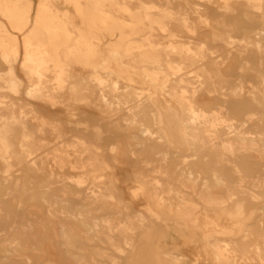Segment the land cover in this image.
I'll return each mask as SVG.
<instances>
[{
    "label": "bare ground",
    "instance_id": "bare-ground-1",
    "mask_svg": "<svg viewBox=\"0 0 264 264\" xmlns=\"http://www.w3.org/2000/svg\"><path fill=\"white\" fill-rule=\"evenodd\" d=\"M0 63V264H264V0H0Z\"/></svg>",
    "mask_w": 264,
    "mask_h": 264
},
{
    "label": "rangeland",
    "instance_id": "rangeland-1",
    "mask_svg": "<svg viewBox=\"0 0 264 264\" xmlns=\"http://www.w3.org/2000/svg\"><path fill=\"white\" fill-rule=\"evenodd\" d=\"M32 1H33V4L36 3V0H32ZM144 1H147V0H144ZM14 68H15L16 75L25 83L26 79H25L24 75H22L23 73L20 71L18 64H16ZM5 69H6L5 65L0 63V72H4ZM20 98L22 100H25V102L27 101L26 99H24L22 97V95ZM27 102H29L31 104L32 109L38 114V116H41L43 119H46L48 121H53L54 123L56 122V123L60 124L62 129L67 128V122L68 121H70V120L72 121V119L73 120L76 119V117L75 118L74 117L73 118L68 117L67 116L68 114L66 113V110L64 109V107H62L59 104L51 107L50 105L45 104L42 101H31V102L27 101ZM77 107H79L80 109L79 108L77 109ZM77 107L75 108L76 111H74V113H76V112L78 113V111L80 112L81 110H83V108H81V106H77ZM43 114H45V116ZM26 120H27L28 124L31 126H35L37 124L36 121L33 119V116L31 114L27 115ZM39 136L45 142H51L52 141V135H50V130L48 128H45L43 132L39 133ZM15 171H16V168H14L13 171L11 172V174H12L11 181L12 180L15 181V179H17V177L19 176V172H15ZM61 172H63L65 175H62ZM80 173H81L80 170H71L68 168H64L63 171L55 170L54 175L52 177H48V179L52 178L55 181H57V180L62 181L63 180V182L69 186L68 192L70 194V197L85 198V196H88L89 190L92 187V185L88 182V177H87V179L85 178L86 181L84 183V187L80 188V189L83 188L82 190H80L79 188H76V187L74 188V184L71 181L76 176L80 175ZM139 204H141V203L140 202H133L132 207L134 209H141V206ZM33 206L34 207L32 209L34 211H38V207H39L38 203H34ZM36 206H38V207H36ZM45 238H44V240H45ZM43 246H46V244H43L42 247ZM184 253L186 254L187 251L184 250ZM66 264H73V263H66Z\"/></svg>",
    "mask_w": 264,
    "mask_h": 264
}]
</instances>
